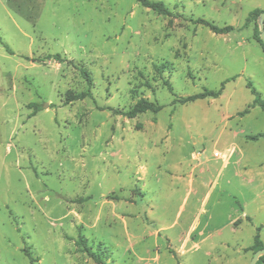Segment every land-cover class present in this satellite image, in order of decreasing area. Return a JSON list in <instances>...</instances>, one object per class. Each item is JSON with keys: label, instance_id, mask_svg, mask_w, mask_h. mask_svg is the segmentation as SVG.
<instances>
[{"label": "rangeland", "instance_id": "374dc122", "mask_svg": "<svg viewBox=\"0 0 264 264\" xmlns=\"http://www.w3.org/2000/svg\"><path fill=\"white\" fill-rule=\"evenodd\" d=\"M150 1L171 14L0 0V264H98L80 236L107 264H251L258 228L264 243V110L241 114L249 82L264 99L248 21L264 0ZM55 54L89 71L92 98L67 102L89 85L69 61H36ZM141 99L163 109L116 113Z\"/></svg>", "mask_w": 264, "mask_h": 264}, {"label": "trees", "instance_id": "16d2710c", "mask_svg": "<svg viewBox=\"0 0 264 264\" xmlns=\"http://www.w3.org/2000/svg\"><path fill=\"white\" fill-rule=\"evenodd\" d=\"M138 2L141 5H143L144 7L150 8L159 14H162V15H170L171 14V11L169 10V8L166 6V4L163 1L138 0ZM263 12L264 11H262V10L255 9L253 12H251L248 21H250L252 18L257 19ZM196 23H200V24L210 28L211 31L214 32L215 34H226V33L232 32L234 30L233 26H226V27L222 28V27H219V26H217L211 22L205 21V20H198ZM255 31H256L257 39L259 40V42L262 44V46L264 48L263 42L260 38L259 28L256 27ZM0 41L3 43V45L5 46V48L7 49L8 52L13 53L12 50L9 48V46L3 42L1 37H0ZM45 60H54L58 63L69 61L68 63L73 65L75 68H77L81 72V75L83 76V78L88 83V85H89L88 91L81 92V93L74 94V95L70 96L67 99V102L83 101L85 99L93 97V94L91 92V86L93 84V79H92L91 74L89 73L88 70H86L85 68L75 64L72 60H67L61 54L48 55V56H46L42 59H38L36 61L44 62ZM227 82H229V80L224 82L221 89H219V90L214 91V90L206 89L202 93L192 95V96H188L186 98H182V99L177 100V101H179L180 103H190V102H195L198 100H204L207 98H218L223 94L224 85ZM166 86L168 87V89L170 91H172V86L170 85L169 82H166ZM248 86L252 89V93L255 95V99H254L253 103H251L249 105V107L244 112L241 113L242 115L249 113L251 109L256 108V107H260L261 109L264 110V99H262L260 97L257 90L254 88L252 82H249ZM30 107L35 108V110L33 111V113L31 115H35V113L38 112V110L40 109V105L36 104V103L31 104ZM162 109H163V106H161V105H158V104L151 102L147 99H141L129 111H127V112L116 111V113L124 115L128 118H135L138 115L143 114V113H147V112L157 114ZM253 139H257V137H253ZM260 230H261V228L257 229V234L254 237V243L250 248V250H252L254 253L264 249V243L261 239ZM75 243L79 247V249L82 253H86L96 263L107 264L103 258L104 255L101 253L95 252L93 250V248L88 245V242L84 237L80 236L79 239ZM25 251H26L28 256H32V253H31L29 248H27ZM37 261H38L37 259L32 258V264H35V262H37ZM262 262H264V256L260 257L257 264H261Z\"/></svg>", "mask_w": 264, "mask_h": 264}, {"label": "water", "instance_id": "95a60500", "mask_svg": "<svg viewBox=\"0 0 264 264\" xmlns=\"http://www.w3.org/2000/svg\"><path fill=\"white\" fill-rule=\"evenodd\" d=\"M260 18H261L260 19V30H261L260 38H261L263 45H264V12L260 15ZM262 256H264V249L260 250L254 254V257L251 261V264H257L258 260Z\"/></svg>", "mask_w": 264, "mask_h": 264}, {"label": "built area", "instance_id": "2783aa9c", "mask_svg": "<svg viewBox=\"0 0 264 264\" xmlns=\"http://www.w3.org/2000/svg\"><path fill=\"white\" fill-rule=\"evenodd\" d=\"M220 155H222V153H220V152L219 153H216V156H220Z\"/></svg>", "mask_w": 264, "mask_h": 264}]
</instances>
